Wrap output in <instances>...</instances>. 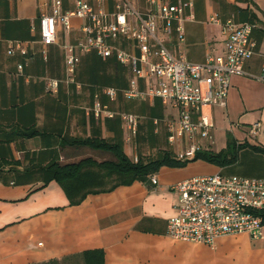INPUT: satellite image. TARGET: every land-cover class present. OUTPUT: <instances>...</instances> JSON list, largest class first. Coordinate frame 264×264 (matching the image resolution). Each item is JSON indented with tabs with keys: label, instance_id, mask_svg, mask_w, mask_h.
<instances>
[{
	"label": "crops",
	"instance_id": "obj_1",
	"mask_svg": "<svg viewBox=\"0 0 264 264\" xmlns=\"http://www.w3.org/2000/svg\"><path fill=\"white\" fill-rule=\"evenodd\" d=\"M53 1L0 0V264L85 263L84 252L97 249L103 251L104 264H264V237L226 235L209 246L176 240L167 228L179 201L172 184L216 173L264 179V154L250 146L238 150L233 164L220 166L203 159L179 167L165 164L145 178L71 202L53 178L51 164L116 160L108 149L84 141L118 144L134 162L136 157L150 162L165 151L177 159L191 142L187 136L178 137L175 144L168 140L167 123L179 117L172 102L125 97L134 75L114 57L84 54L76 74L80 87L62 82L58 92L47 90L48 78L64 77L62 45L83 35V20L74 17L72 31L60 30L58 42L46 47L48 58L43 59L40 18L53 13ZM61 1L63 11L75 8L76 0ZM88 1L96 7L101 4L108 13L115 11L113 0ZM131 1L142 11L147 7L142 0ZM193 1L196 18L184 23L185 42L180 43L176 34L167 39L177 56L203 63L209 53L225 52L223 27L210 22L216 12L223 21L234 16L238 22L255 24L252 36L257 43L254 56L246 61V75L231 78L226 106L205 105L204 111L212 116L215 142L199 134V150L219 153L227 148L229 135L237 144L264 147V81L257 79L264 64V0ZM11 40L22 41L34 56L24 75L18 73V65L25 57L8 53ZM155 81L137 80L142 90ZM105 86L117 88L119 95L110 101L101 94L102 103L140 117L135 138L129 139L121 117L94 116L95 96ZM194 114L197 120L199 114ZM256 122L262 126L253 134L250 129Z\"/></svg>",
	"mask_w": 264,
	"mask_h": 264
},
{
	"label": "built area",
	"instance_id": "obj_2",
	"mask_svg": "<svg viewBox=\"0 0 264 264\" xmlns=\"http://www.w3.org/2000/svg\"><path fill=\"white\" fill-rule=\"evenodd\" d=\"M98 4L103 0H97ZM115 11L108 13L101 4L96 7L88 0H76L75 8L62 10V1L54 0V11L41 16L40 35L43 45L42 56L47 60V46L59 40V32L70 33L73 18L83 20L80 29L83 35L74 43L66 42L64 49V77L47 79L46 88L58 92L62 82L81 86L77 70L82 56L90 52L100 57H114L130 67L133 79L124 95L127 98H159L172 102L178 107L179 117L169 121L168 140L175 144L178 137L187 136L191 146L179 152L177 159L193 161L201 149L198 140L203 138L214 143V124L205 105L226 106L233 75H246L245 64L254 56L256 40L253 39L255 24L238 22L234 16L223 21L221 14L211 15L210 22L219 23L226 36L225 52L221 55L209 53L203 63L188 61L182 55L174 54L167 39L177 35L180 43L185 42L184 23L195 20L193 0L171 2L169 0H142L147 7L137 8L131 0H113ZM9 55L21 54L25 61L19 62L18 73L25 74V68L33 60L30 49L20 40L8 42ZM258 80L264 81V64ZM155 78L147 90L138 87L137 80ZM106 95L115 101L119 90L105 86L97 93L92 107L96 118L121 117L129 139L138 135L140 117L137 114L116 112L100 96ZM194 113L199 118H194ZM250 131L256 134L261 124L251 125ZM136 161L139 158L136 157ZM152 182L158 183L156 175ZM178 194L175 206L176 215L168 221V234L176 240L198 242L214 246L217 239L226 235L246 233L252 238L264 237V179L220 173L194 176L171 185Z\"/></svg>",
	"mask_w": 264,
	"mask_h": 264
},
{
	"label": "trees",
	"instance_id": "obj_3",
	"mask_svg": "<svg viewBox=\"0 0 264 264\" xmlns=\"http://www.w3.org/2000/svg\"><path fill=\"white\" fill-rule=\"evenodd\" d=\"M228 141L227 148L219 153L211 150H198L193 160L203 159L220 166L233 164L238 158V150L249 146L264 154V147L262 146H255L250 143L237 144V140H234L231 135H229ZM84 143L92 147L108 149L114 154L116 160L97 162L85 159L77 164L60 165L57 162L51 164L49 170L53 178L63 186L73 203L80 202L89 193L109 191L118 185L130 184L139 178H145L165 164L179 167L191 162L178 160L169 151H165L150 162L142 160L134 162L118 144H111L98 139L87 140ZM83 257L85 264L105 263L103 251L99 249L84 252Z\"/></svg>",
	"mask_w": 264,
	"mask_h": 264
},
{
	"label": "rangeland",
	"instance_id": "obj_4",
	"mask_svg": "<svg viewBox=\"0 0 264 264\" xmlns=\"http://www.w3.org/2000/svg\"><path fill=\"white\" fill-rule=\"evenodd\" d=\"M85 264V263H83V260H81V261H79V260H77L74 264Z\"/></svg>",
	"mask_w": 264,
	"mask_h": 264
}]
</instances>
